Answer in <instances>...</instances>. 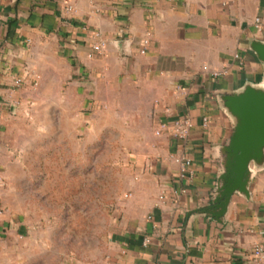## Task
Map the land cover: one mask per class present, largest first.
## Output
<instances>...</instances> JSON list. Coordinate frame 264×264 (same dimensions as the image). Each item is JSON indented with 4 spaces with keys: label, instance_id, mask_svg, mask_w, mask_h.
Here are the masks:
<instances>
[{
    "label": "crops",
    "instance_id": "1",
    "mask_svg": "<svg viewBox=\"0 0 264 264\" xmlns=\"http://www.w3.org/2000/svg\"><path fill=\"white\" fill-rule=\"evenodd\" d=\"M255 39L264 0H0V186L30 103L76 144L111 146L106 160L125 182L92 252L52 232L53 219L32 222L1 186L0 264H264L253 258L264 247V166H251L250 195L235 194L222 222L201 212L234 126L222 96L264 86Z\"/></svg>",
    "mask_w": 264,
    "mask_h": 264
},
{
    "label": "rangeland",
    "instance_id": "2",
    "mask_svg": "<svg viewBox=\"0 0 264 264\" xmlns=\"http://www.w3.org/2000/svg\"><path fill=\"white\" fill-rule=\"evenodd\" d=\"M33 109L30 103L14 124V139L20 145L14 147L15 160L1 185L2 196L32 222L53 219L51 231L72 234L76 250L95 251L106 226L102 218L109 217L107 201L114 186L125 184L124 178L113 176L106 160L113 155L111 146L76 144L71 130L50 127V121L58 120L56 114L51 118L43 108L37 114ZM68 115H61L63 125Z\"/></svg>",
    "mask_w": 264,
    "mask_h": 264
},
{
    "label": "water",
    "instance_id": "3",
    "mask_svg": "<svg viewBox=\"0 0 264 264\" xmlns=\"http://www.w3.org/2000/svg\"><path fill=\"white\" fill-rule=\"evenodd\" d=\"M251 49L264 64V41L253 40ZM222 100L234 126L222 149L223 172L215 196L201 209L219 222L224 220L235 194L250 195L251 166H264V86L247 84L241 91L225 92Z\"/></svg>",
    "mask_w": 264,
    "mask_h": 264
},
{
    "label": "built area",
    "instance_id": "4",
    "mask_svg": "<svg viewBox=\"0 0 264 264\" xmlns=\"http://www.w3.org/2000/svg\"><path fill=\"white\" fill-rule=\"evenodd\" d=\"M104 46V42L101 41L99 44L97 45H94L93 48L95 51L97 52H101L102 48ZM144 51V50H143ZM17 85H20L21 81L20 80H17L16 81ZM207 123V121L205 120V124ZM188 127H189V123L188 121H179V122H176L175 123V134L177 136H180V137H184L187 135L188 133ZM264 255V247L259 245V246H256V248L253 250V258L254 259H259V258H262Z\"/></svg>",
    "mask_w": 264,
    "mask_h": 264
}]
</instances>
